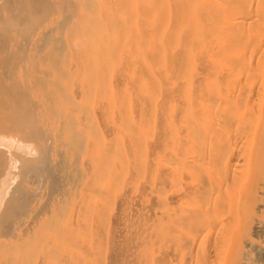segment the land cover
I'll use <instances>...</instances> for the list:
<instances>
[{"label":"bare ground","instance_id":"obj_1","mask_svg":"<svg viewBox=\"0 0 264 264\" xmlns=\"http://www.w3.org/2000/svg\"><path fill=\"white\" fill-rule=\"evenodd\" d=\"M48 3L0 0V151L45 159L56 130L92 184L108 177L77 191L112 188L143 217L111 231L113 264H264V0H60L54 34ZM136 176L144 201L117 184Z\"/></svg>","mask_w":264,"mask_h":264},{"label":"rangeland","instance_id":"obj_2","mask_svg":"<svg viewBox=\"0 0 264 264\" xmlns=\"http://www.w3.org/2000/svg\"><path fill=\"white\" fill-rule=\"evenodd\" d=\"M43 1H44V3L47 2V0H43ZM48 1H49L48 5H51L50 8L56 7L55 9H53L56 11L52 10L50 15H49V18H48V20L51 19L50 21H52V22L55 21L56 23H58V27L56 29L57 31H53V34L56 32H63V30L60 29L61 27H59V23H60L61 18H62V9H61L60 0H48ZM50 2H51V4H50ZM52 5H54V6H52ZM39 8H40V6H39ZM41 10H43V8ZM44 17H45V15H44ZM41 20H43V19H41ZM55 22H54V25H56ZM34 29H37V28L35 27ZM34 32H35V30H34ZM50 135L52 137V142L55 141L60 146L56 145L55 147H53L54 143L51 142L53 146H51L52 147L51 148L47 145V147H49L50 149L45 148L47 151V152L45 151L46 154L42 152L45 149L44 150L41 149L42 154H44L45 157H47L45 159H43L42 155H40L41 153L39 151L40 150L39 147H37L38 149L34 147L35 148L34 151L31 149L27 150L26 145H25L26 143L21 144V145H24L22 147H21V145L18 147H5V149L0 151V187L2 188V189H0V198L1 199L3 198L2 200H0V202H1L0 203V236L1 235L4 236V234L6 235L7 232L10 233V235H12L11 232L13 231L14 227H15V230L17 229V231L15 233H13V234H15L16 237L12 235L15 238H13V237L10 238L11 236L8 233L6 235L7 238L5 236H4L5 238L3 237L4 244L3 245H2V243L0 244L1 245L0 248H2L0 251L2 253V250H3V255L0 253L2 256V257H0V261L1 262L4 261V264H48V263L49 264H62L64 257L61 258L63 260H60L59 258L61 255L60 253L63 252V250L65 249L64 254L61 256H65L66 258L71 259L72 262L74 261L73 262L74 264H103V263L104 264H111L113 262V261L111 262V260H112L111 255L113 254V244L111 243L112 242L111 241V235L113 232L112 230H114L113 228H117V226L119 228V226L121 227L122 225L125 227L126 217H128V219H130L132 221V219H133L132 217L134 216V217H136L135 218L136 222H133L134 221V219H133L132 223L131 222L128 223V220L126 219V221L128 223L127 225H130L131 228H134L133 229L134 231H139L141 229V226H138V225L135 226V223L136 224H138V223L143 224V222H141V219L143 217L141 215L137 216V214L132 215L133 214L132 209H131V211H127L126 204L121 203L122 201L124 202L123 199H126V198H123L124 197L123 196L122 197L123 199H121L119 197L118 193L117 194L113 193L114 189L112 191V188H111V190L109 189L111 192L108 190L110 193H107L108 195L106 194L107 196H109L111 194L109 197H107L104 194H103L104 196H102V194L98 193L97 191H96L97 193L96 192L91 193L95 189V188H92L94 186L93 184H95V182L97 183L98 181L96 180L92 184L91 183L92 180H88L89 178L84 176L85 174L82 173L81 163H80L79 157H78L79 149L74 148L75 146L72 143L68 144V143L62 142L63 140L61 139L60 133L56 130L52 131ZM125 135H126V137L128 135L127 139L130 138L131 131L129 129H126L125 132L123 133L124 144L126 141H128L126 139ZM53 137H54V141H53ZM125 139H126V141H125ZM129 142L130 141H128V143ZM128 143H126V144H128ZM35 146H37V144ZM130 146H131V143H130ZM130 146L129 147L127 146L128 148H126V151H128V149L131 148ZM58 147H59V150H58ZM23 148H25V149H23ZM52 149H54V151H52ZM26 150H27V152H26ZM85 150L86 151L83 150L85 152L84 154H86L87 148ZM140 150H142V149H139V147L137 146V153L139 155L141 153ZM21 151H22V153H21ZM19 152H20V154H19ZM61 152L63 153V155ZM128 152L130 153V149ZM27 153H29V154H27ZM52 154H53L54 159H52V157H51ZM60 154L62 155V157L60 156ZM10 156L12 159L10 158ZM38 156H41V157H38ZM61 159H63V161H61ZM14 164H15V167H13V169H12V165L14 166ZM55 169H57V171ZM124 169H125V167L123 168V171H124ZM88 174L89 175H87V176L92 175V173H91V175H90V173H88ZM7 175L12 176V177L11 176L9 177L11 182L13 181L12 183L9 182L10 180H9ZM46 175L49 176V179ZM142 175H144V174L142 173ZM140 176L141 175H139V177ZM137 177L138 176H136V178H134L135 179L134 181L132 180V178H130V179L128 178L129 180H131V182H130L131 184L125 183L126 180L122 181L123 184H121L120 182H117V184L119 186L123 185L124 186V189L122 188L123 190L128 188L129 185H132L133 189L136 188V191L137 192L139 191L138 192L139 195H141V192L143 195V191H144L145 186H143L142 183L144 182L145 177L143 178L144 180L143 179L140 180L139 177L138 178ZM54 178H56L55 180H57V179H59V180L55 181ZM3 179H5L6 181L5 180L3 181ZM105 179H108V177L102 178L100 180H103V182H105L106 181ZM128 179H127V181H128ZM100 180L97 184L105 185V183H107V181L105 183H102ZM120 180H121V178L119 179V181ZM26 181L28 183L34 184V188L30 189ZM59 181H60V183H58ZM88 181L89 182L91 181L89 186L90 185L92 186V187L90 186V190H91V188H92V190H91V192L90 191H84V193H86V192L89 193V197L88 198L87 197L82 198V196H80L81 195L80 192L77 191L78 189L80 190V188H78L79 184L81 182L83 187H87L88 183H89ZM141 181H143V182H141ZM24 182L26 183V185ZM6 183H9V184H6ZM110 183H111V181H110ZM124 183H125V185H124ZM23 184L25 186H22ZM139 184H141V185H139ZM143 184H145V182ZM8 185H10V186H8ZM53 186H55V187H53ZM61 187H63V188H61ZM56 188H57V190H56ZM137 188H139V189H137ZM123 190H122V192H123ZM115 192H118V191H115ZM70 193H71V195L69 196L68 194H70ZM114 194H115V196L118 195L116 199H115V196H112ZM119 194H121V193H119ZM144 194H145V192H144ZM142 195L140 196L141 200H143ZM64 196L65 197H67V196L72 197L73 200L71 198L67 199L68 197L64 198ZM90 196H91V199H90ZM121 196H122V194H121ZM143 196L145 197V195H143ZM86 198H87L88 202H90V204L87 202ZM99 198H101V199H99ZM113 198L115 200H113ZM118 198L121 199V202H119L120 199L118 201ZM104 199H105V201H104ZM108 199H110V200H108ZM84 200H86L85 203L89 204L88 207L84 204V202H83ZM112 200H113L114 207L112 204ZM141 200L139 203L137 202L135 204V206H132V205L129 206V204H128L127 205L128 210L130 209V207L132 208V207H136V205H138L137 207L138 208L140 207L144 213H141L142 211L139 212L140 208L139 209L137 208L136 212L138 211L139 212V213L137 212L138 214L141 213V214L145 215L146 214L145 210L147 209L148 204L147 205L143 204L145 202L142 203ZM149 201H150V199H149ZM66 202H68V205ZM94 202L96 204H93ZM101 202H102V205H101ZM116 202L118 204L119 203L122 204L121 207H123L125 205L126 210L124 211V209L122 208L123 212H126L127 215H129V213H131V215H132V216H125V213H124V215L122 214L121 215L122 218H124V216H125V218L122 220L124 222H122V221L120 222L121 225H119L120 223L118 225L114 224L116 222L115 216H117V215L119 216L120 214H118V213H121V212H118V213L116 212V211H120L118 209L119 207L117 206L118 204ZM140 203H142L143 205H140ZM94 205H96V208ZM61 206H63L62 209H60ZM105 206H107V207H105ZM115 206H117V208ZM55 207H56V211L58 210L57 212H55V210L53 212V209H55ZM112 207L114 208V210ZM98 208H99V210L101 209V211H98ZM115 208L118 210H115ZM144 208H145V210H144ZM79 209L80 210L83 209V211L81 212ZM93 209H95V210L97 209L98 214L96 213V211H93ZM122 209H121V211H122ZM133 209H135V208H133ZM107 212H109V213H107ZM113 213L115 214V216ZM40 214L42 217L40 216ZM39 216L43 219H41ZM109 216H110V218H109ZM112 216H113V218H112ZM139 216H141L140 217L141 219L139 220V222H137L138 221L137 219ZM38 217L40 218V219H38V221L40 220L41 222H39V223H38V221L34 222V220H36V218H38ZM101 218H103V219H101ZM106 218L108 219V221H106ZM94 219H95V221H94ZM73 220H74V222H73ZM81 220H83V222H84L83 224H85V223L90 224L92 221V223H93L92 226H94V228H95L94 230L96 232H97V230L99 231V229L102 228L99 231L100 234L97 232L98 233V235H97V233L94 230H92L93 229L92 226H90L89 230L86 233L84 231V228L80 227L81 228V230H80V228L78 226L83 225ZM111 220H112V222H114V221L115 222L112 223ZM93 221L97 225H100V226H96V224H94ZM74 223H75V225H74ZM37 224L39 226H36ZM132 224H134V225H132ZM106 225L108 226V228ZM144 225H143V227H144ZM104 226L106 227L105 230H104V228H105ZM33 227H34V229H33ZM97 227H98V229H97ZM28 228H30V229H28ZM78 228H79V230H77ZM131 228H129V230H131ZM21 229L22 230L25 229L24 230L25 234L23 233V231ZM27 230H29V234L26 233ZM30 230H34V231H30ZM67 231H68V233H67ZM79 231L80 232L82 231V232L79 234L78 233ZM91 231H94V232H92V235L94 234L93 236H91V233L88 234V232H91ZM101 231H103V232L101 233ZM17 232H18V234L21 233L22 236L18 237ZM76 234H77V237H76ZM25 235L27 236V238L25 237ZM62 235L65 239H63ZM69 235H71V236H69ZM61 237H62V239H61ZM66 237L68 238L69 241L66 240L67 239ZM84 237H86V238H84ZM92 238L95 239V240L93 239V242H92ZM98 238H99V240H98ZM75 239L77 242L79 241V243H78L79 249H78L77 242L74 241ZM102 239L104 240V242L101 241ZM1 242H3V241H1ZM62 242H64V243L62 244ZM94 242H95V244H94ZM100 242H101V244H100ZM71 243H74V245H72ZM81 243H82V245H81ZM75 244H77V245L75 246ZM63 245H65L64 247H66V246L67 247L66 248L61 247L62 250L60 249L61 252L57 256V253L60 250H58L57 252H56V250L60 246H63ZM71 245H72V247H71ZM56 247H57V249H56ZM84 248L86 249L88 254H89L88 251H91L90 253L93 256H89L87 253H84V252H86ZM67 249L69 251H71V249H72L70 255H68L69 253L66 254L68 252ZM54 250H55L56 254H54ZM92 250H93V252H92ZM102 252H103V254H101ZM52 254H54V255H52ZM94 256H95V258H94ZM44 258H45V262H44ZM51 259H52V261H51ZM66 260L68 261V259H66ZM107 260H109V261H107ZM67 261H65L66 262L65 264L68 263ZM72 262H71V264H72Z\"/></svg>","mask_w":264,"mask_h":264}]
</instances>
